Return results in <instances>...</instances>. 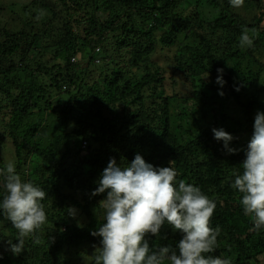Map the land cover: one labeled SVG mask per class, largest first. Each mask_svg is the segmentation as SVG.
Instances as JSON below:
<instances>
[{"label":"trees","instance_id":"obj_1","mask_svg":"<svg viewBox=\"0 0 264 264\" xmlns=\"http://www.w3.org/2000/svg\"><path fill=\"white\" fill-rule=\"evenodd\" d=\"M83 4L97 13L104 9L111 17H126L115 24L91 11L90 18L74 22L71 13H61L69 9L66 0L57 7L38 0L30 8L50 14L49 24H58L60 31L57 40L48 41L53 31L42 29L27 54L20 52L26 34L21 32L20 38L9 30L0 0V138L12 142L22 181L45 191L47 216L41 229L24 238L22 253L14 255L8 240L18 243V233L0 208V264H82L90 255L88 264H94L101 238L91 233L105 222L94 207L98 214L104 211L99 202L107 191L91 194L110 158L127 166L136 154L154 167L173 161L177 187L184 180L215 201L210 227L218 226L220 233L211 255L231 264H263L264 228L254 230L240 203L242 194L231 185L242 173L255 115L264 112V0H244L243 12L230 0ZM245 27L256 35L251 47L242 48L239 38ZM171 49L175 54L169 60L163 54ZM42 51L51 59L44 61ZM169 68L172 78L166 75ZM218 68L223 69V86L216 82ZM179 78L191 85L185 101L166 93V82L178 87ZM213 128L230 133L234 139L229 147L238 151L228 153ZM0 165V170L6 168ZM0 179L2 201L3 174ZM69 208L76 209L77 218L68 215ZM182 235L166 223L158 236L146 239L150 248L175 250ZM35 236L40 244L34 243ZM82 247L97 251L82 253Z\"/></svg>","mask_w":264,"mask_h":264},{"label":"clouds","instance_id":"obj_2","mask_svg":"<svg viewBox=\"0 0 264 264\" xmlns=\"http://www.w3.org/2000/svg\"><path fill=\"white\" fill-rule=\"evenodd\" d=\"M230 4L239 8L244 0H230ZM255 35V29L243 28L240 47H251ZM217 73L216 82L223 86V69L218 68ZM253 128L241 164L242 173L235 175L231 186L242 194L244 214L252 218L254 230H258L264 228V112L256 113ZM212 131L217 141H223L228 153L238 151L229 147L234 139L230 133L223 128ZM86 145L85 142L83 146ZM172 163L168 167H154L136 154L130 164L118 166L116 159L110 158L96 181L98 187L91 194L107 191L106 198L99 202L105 222L91 233L101 238L94 264H231L229 259L211 255L220 233L218 226L210 227L215 201L184 180L177 187V172ZM0 174L5 177L6 189L0 208L18 233V243L12 240L8 243L10 251L19 255L24 250V238L33 236L47 221L42 203L46 193L32 181H22L12 163L0 170ZM68 215L74 218L76 210L69 208ZM166 223L183 234L176 249L150 248L146 237L158 236ZM41 242L39 236L34 237L35 244Z\"/></svg>","mask_w":264,"mask_h":264},{"label":"rangeland","instance_id":"obj_3","mask_svg":"<svg viewBox=\"0 0 264 264\" xmlns=\"http://www.w3.org/2000/svg\"><path fill=\"white\" fill-rule=\"evenodd\" d=\"M37 1L38 0H3V3L5 5L3 6L4 8L1 9V18L5 23L10 25L9 30H11V31L13 30L14 34L20 36V38H21V35H20L21 32H25L26 37L21 38L22 44H21L20 52L21 51L26 52L27 54H30L31 49L33 48L32 47L29 49V44L31 43L33 36L36 35L37 33H39L40 31H42V29L44 31L46 29V31L47 32L50 31V33L53 31L51 36L48 38V41L49 40H57L58 39L57 34H59V31H60V30L56 29V28H58L57 27L58 24H55V23L53 24L52 22H51L52 25L49 24L48 21L50 20V14L49 15L48 14L43 15L40 12V10L30 8V5L35 4ZM47 1L51 2L52 6H54V7H57L58 3L60 2V0H47ZM82 1H86V0H66L67 6H69V9L63 8L61 10V13L64 14L66 11H67V13H71L73 15V21L74 22L78 18L79 19H81L82 17H83V19L90 18L91 17V11H93V10L89 5L83 4L81 6ZM11 3H15V5L12 6ZM25 7L28 10V12H26V13H25L26 9H24ZM236 9L238 12H243V10H244L243 6L236 8ZM204 10L206 11V15L209 16L211 9L208 8V9H204ZM38 12L40 13L39 16L36 15ZM86 12H88L90 15L86 16ZM93 12L96 14V16H98V13H100L104 19H108L109 17L113 18L112 21H114L115 24L124 21V17H126V15H124V14H122L121 17H118V16L117 17L116 16L111 17L104 9H101L100 11H98V13H97V11H93ZM33 21L35 23L32 24V26L23 25L24 23H29V22H33ZM85 27L91 28L92 25L86 24ZM263 27H264V24H263ZM40 44L42 45V46L39 45L40 50H44L43 46L45 45V42H41ZM44 54L45 53H43V51H42L41 57H43L44 61L51 59V57L48 54H45V56H44ZM174 54H175V49H171L168 52L164 53L163 55L165 58H168L169 60H171L172 57L174 56ZM158 58H159V56H158ZM115 61H118V60H115ZM97 63H98V61H97ZM118 63H119V61H118ZM52 64H54V63H52ZM85 64H86V62H85ZM171 71L172 70L170 68L167 69L166 75L168 76V78L170 76L172 78ZM210 78L211 77L209 76L208 79H210ZM176 81L180 84V86L173 87L170 80H168L166 82V84H167L166 85V93H167V95H170V96H175L178 94L179 96H181L180 98L185 101V99L187 97L191 96V94H192V89L190 88L191 85L184 83L181 78L177 79ZM178 101H177V105H178ZM187 104L191 105L192 100L188 101ZM0 117H2L1 113H0ZM8 121H9V116H7V122ZM0 127L4 128L3 125H0ZM0 134H2L1 130H0ZM0 142H1L0 143V164L1 163H5L6 165L8 163L15 164V152H14V147L12 145V142L7 138H3V139L0 138ZM1 182L2 181L0 179V184H1ZM94 210L96 211V214L99 217L104 219V211L102 213L98 214L96 207H94ZM78 215L79 214L76 211L75 217L77 218ZM61 230L64 231L65 228L63 227ZM57 232H58V230L54 231V233H57ZM57 238H58L57 234H54V240H56ZM93 247H90V248H93ZM87 249H88V247H82L80 249V252L83 253L86 250V251H92V253H93V252L97 251V250L93 251L94 249H90V250H87ZM90 257H91V255H90ZM90 257L85 258V259L83 257H77L76 259L79 260L80 258H83L84 262L82 264H88V262L91 261ZM261 262L264 264V256L260 257V263ZM80 264H81V262H80Z\"/></svg>","mask_w":264,"mask_h":264}]
</instances>
